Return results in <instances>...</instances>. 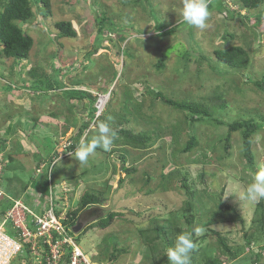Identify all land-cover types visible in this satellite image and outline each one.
<instances>
[{
  "label": "rangeland",
  "instance_id": "rangeland-1",
  "mask_svg": "<svg viewBox=\"0 0 264 264\" xmlns=\"http://www.w3.org/2000/svg\"><path fill=\"white\" fill-rule=\"evenodd\" d=\"M183 2L51 0L49 14L41 3L34 4V17L19 23L35 42L27 60L5 57L0 41V148L6 130L11 132L10 143L0 149V159L5 154L6 160L1 189L36 212L38 199L32 194L38 188L44 195L58 190L69 211L85 193L100 196L102 204L89 209L102 208L99 220L115 212L114 223L101 229L98 220L75 234L80 248L99 264H169L163 259L167 248L177 234L189 233L190 199L181 187L186 177L194 193L195 227L204 229L200 235L195 232L191 264L209 258L223 264H264V200L238 198L264 166V127L253 136L252 167L243 154L242 130L231 133L226 151V126L209 120L191 124L189 114L147 93L152 88L173 100L203 103L214 118L227 123L253 119L264 124V90L256 85L264 81V21L257 19L264 3L248 10L239 0H209L210 16L201 30L183 21ZM103 19L104 33L99 34ZM61 21L72 23L75 38L59 36L55 24ZM160 23L175 29L161 34L156 30ZM231 46L247 50V69L218 60L215 52ZM32 71H37L39 85L58 82L56 90L48 92L44 85L31 89L37 81ZM73 91L97 97L96 108L101 97H108L96 118L101 114L111 126L145 132L152 140L133 148L118 135L111 151L98 148L87 164H79L68 153L92 112L89 99ZM94 122L81 140L96 135ZM192 137L199 144L185 153ZM54 150L61 161L52 168L58 157ZM122 157L125 168L135 171H122ZM65 187L67 198L61 196ZM11 205L5 199L0 210ZM157 226L171 235L169 246L159 238L153 251L148 238L155 237ZM212 231L239 252L236 259L224 252ZM114 253L118 256L112 260Z\"/></svg>",
  "mask_w": 264,
  "mask_h": 264
},
{
  "label": "trees",
  "instance_id": "trees-1",
  "mask_svg": "<svg viewBox=\"0 0 264 264\" xmlns=\"http://www.w3.org/2000/svg\"><path fill=\"white\" fill-rule=\"evenodd\" d=\"M241 3L242 8L252 10L258 8L261 4L264 3V0H239ZM41 3L44 6V9L46 11V14H49L51 12V0H0V4L2 5V10L0 11V41L3 44L2 53L7 58H12L14 60L23 61L27 60L30 56V52L34 47V39L28 35L23 28L19 26V23H27L34 17V11H33V5ZM223 4H220L222 7ZM208 6L210 7L211 4L209 3ZM258 23H262L264 21V13H262V16H258ZM106 22L105 19L100 21V30L99 34L104 33V27L102 28V25ZM56 28L59 31V36L61 38H75L77 36V32L74 29L73 25L69 21H61L55 24ZM175 28L167 29L164 25L157 24L156 30L157 32H160L161 34H169L171 33ZM118 36H122L118 34ZM233 37V36H232ZM194 54V53H193ZM215 55L217 56L218 60L221 61L224 64L229 65L231 68L234 69H240L245 70L249 67L251 57L247 50H245L241 46H231L226 50H217L215 52ZM165 57L163 56L159 61V67H164ZM31 77H33L35 80L39 77L37 71H32ZM40 81L37 79V81L34 83V86H32L31 89L41 88L44 84H38ZM50 82V81H47ZM51 81L47 86L44 85V87H47V91L51 92L56 90L58 82ZM258 87L264 90V81L262 83H256ZM27 86L23 85V89L25 90ZM13 88V87H12ZM15 88V87H14ZM17 89V88H15ZM19 89V88H18ZM19 91V90H18ZM42 92L43 90H39ZM44 92V91H43ZM22 93V90L20 91ZM75 94H79L82 97H86L90 101L91 105V112H92V119L89 122H86L79 130L77 135L73 138V146L70 148V152L73 153L75 151V148L79 145L81 138L84 136L86 131L91 126V123L94 122V124L97 126L100 122H106V118L100 114L96 118V114L98 113L97 108L95 105L98 102V98L93 96L91 93L85 92V91H73ZM148 95L151 97H155L157 99L162 100L167 106L184 113L189 114L190 116V123L194 124L197 122H201L203 120H209L214 121L216 124L221 126H226L229 131V136L225 139V150L228 151L231 148V133L235 131L242 130V147H243V154L247 161V164L254 167L255 162V156L253 151V136L264 127V124L257 123L255 120H238L234 121L232 123H227L223 120H219L217 118H214L209 111V108L203 104L198 102H189V101H178L173 100L170 98H167L164 96L162 92H158L153 90L152 88H148L147 90ZM114 130L117 133V136H122L124 140L131 144L133 148H142L148 145V143L152 140V137L147 133H135L130 129L123 128L122 126H112ZM199 142L197 141L196 137H192L190 141L188 142L185 153L190 152L194 147L198 146ZM6 142L4 141L2 143V146L0 149L5 148ZM68 150V148H67ZM55 155L56 150H54ZM3 158V165L5 164V154H2ZM51 158V156H49ZM122 171L125 173H131L135 171L134 169L125 168V164L127 163V160L125 157H122ZM52 168H53V162H51ZM51 167V166H50ZM5 171V168H4ZM181 187L185 190L187 193V196L189 197V201L187 202V208L190 212H192L190 217L186 218V222L189 225V233L192 234V239L195 242V220L196 215L193 213L194 206L192 203V198L194 193L191 191V187L188 182V177L184 178L182 181ZM43 188V187H42ZM28 187H25L24 190H27ZM40 188H38V191ZM44 190V188L42 189ZM102 199L100 196L93 194V193H85L82 198L79 201L78 207L70 211L68 214V224H70L72 227L77 222L80 214L89 209L92 206L95 205H101ZM1 205V204H0ZM227 209H230V207ZM117 214L115 212H110L108 216L104 219H101L98 221V227L101 229H107L114 223L115 219L117 218ZM155 232V237L148 238V242L153 245V248H151L153 251H155L156 241L160 238L166 242V244L169 246L168 237L171 235V233H168L163 227L157 226L155 229H153ZM179 231V230H172ZM213 234L218 236L219 243L221 242L222 248L225 253L230 255V258L232 260L236 259L239 256V252H232L233 250L229 245L226 244L225 238L222 237V235L218 232L212 231ZM173 235V234H172ZM171 237V236H170ZM117 252V251H116ZM118 255H122L124 251H119ZM116 253H114L111 257L112 260L116 259L118 256ZM258 258L260 255H257ZM258 258L256 257V260L258 261ZM164 261L168 262L167 255L164 256ZM256 261V262H257ZM169 263V262H168ZM201 264H223L220 258L215 259H207ZM255 264V263H254Z\"/></svg>",
  "mask_w": 264,
  "mask_h": 264
},
{
  "label": "built area",
  "instance_id": "built-area-1",
  "mask_svg": "<svg viewBox=\"0 0 264 264\" xmlns=\"http://www.w3.org/2000/svg\"><path fill=\"white\" fill-rule=\"evenodd\" d=\"M100 111V109H99ZM4 167L0 159V204L5 199L12 203L0 210V264H95L90 254L78 245L73 227L68 224L70 211L64 200L54 194L42 192L32 210L22 199L8 196L1 189ZM28 190V189H27ZM61 196L69 191L67 187Z\"/></svg>",
  "mask_w": 264,
  "mask_h": 264
},
{
  "label": "clouds",
  "instance_id": "clouds-1",
  "mask_svg": "<svg viewBox=\"0 0 264 264\" xmlns=\"http://www.w3.org/2000/svg\"><path fill=\"white\" fill-rule=\"evenodd\" d=\"M209 0H184L182 8L183 21L197 29L207 27V20L210 16ZM97 110L99 111L98 105ZM117 133L108 122H100L97 125V133L90 141L81 140L73 153H68L79 164H87L89 157L101 148L104 151H111ZM61 157L58 156L53 162V166L59 165ZM226 195L225 197L229 196ZM238 198L247 202L256 203L264 200V166H260L254 174L253 180L248 184L243 196ZM203 228L197 227L195 232L197 235L202 234ZM196 248V244L192 239V234L182 232L176 235L174 243L166 250L169 264H191V253Z\"/></svg>",
  "mask_w": 264,
  "mask_h": 264
},
{
  "label": "water",
  "instance_id": "water-1",
  "mask_svg": "<svg viewBox=\"0 0 264 264\" xmlns=\"http://www.w3.org/2000/svg\"><path fill=\"white\" fill-rule=\"evenodd\" d=\"M101 209L96 207L83 211L73 227V233L80 234L91 223L98 221L103 214Z\"/></svg>",
  "mask_w": 264,
  "mask_h": 264
},
{
  "label": "crops",
  "instance_id": "crops-1",
  "mask_svg": "<svg viewBox=\"0 0 264 264\" xmlns=\"http://www.w3.org/2000/svg\"><path fill=\"white\" fill-rule=\"evenodd\" d=\"M10 136H11V132H10V128H8L7 130H6V132H5V134H4V137L5 138H3V141H5L7 144H9L10 143ZM92 259V258H91ZM93 261V260H92ZM95 264H99V263H97V262H95V261H93Z\"/></svg>",
  "mask_w": 264,
  "mask_h": 264
},
{
  "label": "bare ground",
  "instance_id": "bare-ground-1",
  "mask_svg": "<svg viewBox=\"0 0 264 264\" xmlns=\"http://www.w3.org/2000/svg\"><path fill=\"white\" fill-rule=\"evenodd\" d=\"M103 97H101V101H100V107L99 109H103L106 103V99L108 101V97L106 98V96L102 99Z\"/></svg>",
  "mask_w": 264,
  "mask_h": 264
}]
</instances>
